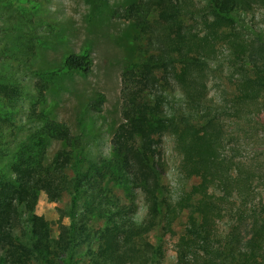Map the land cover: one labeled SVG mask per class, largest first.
<instances>
[{"label":"trees","instance_id":"obj_1","mask_svg":"<svg viewBox=\"0 0 264 264\" xmlns=\"http://www.w3.org/2000/svg\"><path fill=\"white\" fill-rule=\"evenodd\" d=\"M125 1L115 17L134 33L109 155L94 156L84 129L73 135L38 110L58 79L91 73L89 48L33 71L28 109L20 69L0 64V264H161L165 238L177 235L182 217L176 264H264V164L257 169L240 153L230 125L263 104L264 27L248 16L264 0ZM24 36L17 52L30 51ZM224 47L231 78L240 79L216 100L210 64ZM104 102L98 93L88 108L100 112ZM165 134L174 138L181 176L194 181L177 199L164 183ZM50 142L64 145L51 159ZM42 199H67L56 233L37 214Z\"/></svg>","mask_w":264,"mask_h":264},{"label":"rangeland","instance_id":"obj_2","mask_svg":"<svg viewBox=\"0 0 264 264\" xmlns=\"http://www.w3.org/2000/svg\"><path fill=\"white\" fill-rule=\"evenodd\" d=\"M126 6L125 0H0V64L6 69H20L18 76L23 80L27 96L23 102L28 109L35 98L33 71L55 68L70 52L81 53L90 49L91 73L87 76L75 74L58 79L45 93L46 103L38 106L39 111H47L65 124L73 135L85 130L84 139L90 152L110 154V140L115 128L121 123L120 76L125 64L127 51L134 28L125 20L115 17L117 11ZM259 23L264 20V8L256 9L248 16ZM22 26V34L18 27ZM24 42L31 41L26 48L15 46L21 35ZM226 48L220 49L216 59L211 61L208 88L210 97L218 100L228 96L240 79V74L231 78L232 68ZM105 96L100 112L88 108L96 94ZM254 106L255 114L250 118H240L230 125L239 141L240 153L250 159L259 169L264 164V100ZM21 116L19 115V118ZM22 120L24 116L21 117ZM163 157L165 161L164 183L171 191L173 199L194 181L187 182L179 172L181 157L175 151L174 138L163 136ZM64 145L50 142L47 153L51 159ZM140 216L145 214L142 199L139 198ZM67 199L52 204L40 200L37 214L45 217L56 233L57 223L64 216ZM64 223L67 219L63 220ZM185 217L176 223V236H167L164 242V258L161 264H176L174 250L177 237L182 231ZM229 224L228 219L219 222L221 230Z\"/></svg>","mask_w":264,"mask_h":264}]
</instances>
